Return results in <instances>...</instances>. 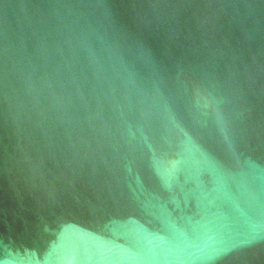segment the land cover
Segmentation results:
<instances>
[{
    "label": "water",
    "instance_id": "95a60500",
    "mask_svg": "<svg viewBox=\"0 0 264 264\" xmlns=\"http://www.w3.org/2000/svg\"><path fill=\"white\" fill-rule=\"evenodd\" d=\"M0 264H264V0H0Z\"/></svg>",
    "mask_w": 264,
    "mask_h": 264
}]
</instances>
